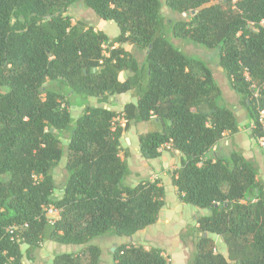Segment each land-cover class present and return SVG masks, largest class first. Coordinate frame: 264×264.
<instances>
[{"label": "trees", "instance_id": "obj_1", "mask_svg": "<svg viewBox=\"0 0 264 264\" xmlns=\"http://www.w3.org/2000/svg\"><path fill=\"white\" fill-rule=\"evenodd\" d=\"M79 2L118 35L72 24L67 11ZM163 6L186 19L165 18ZM170 37L216 51L254 126L251 137L260 136L264 0H0V264H22L21 246L30 256L43 240L85 246L52 264H101L93 240L129 239L157 222L165 195L159 181L124 183L121 140L138 123L148 124L138 138L140 157L156 159L169 144L164 151L181 156L171 176L179 200L207 211L189 227L198 242L186 264H264V184L238 148L227 157L212 151L239 131L236 115L223 104L207 63ZM124 93L134 102L121 111L101 105ZM120 115L123 127L114 122ZM62 160L65 179L56 197ZM48 205L60 211L53 224ZM13 226L20 228L10 234ZM211 235L224 253H215ZM113 248L110 264H171L158 248L128 242Z\"/></svg>", "mask_w": 264, "mask_h": 264}, {"label": "crops", "instance_id": "obj_2", "mask_svg": "<svg viewBox=\"0 0 264 264\" xmlns=\"http://www.w3.org/2000/svg\"><path fill=\"white\" fill-rule=\"evenodd\" d=\"M115 27L114 24L106 21L97 24V30L103 31L108 36L106 31L108 28L109 32L114 33L113 37L118 35V28ZM117 46L118 45L115 44V47ZM122 47L124 48V46ZM130 49L131 46H129V49L124 48L126 51H130ZM125 76L126 74L122 73L119 79L123 80ZM88 102L92 105L97 104V100L93 98L89 99ZM129 102H134V100L131 98L130 93H124L111 97L105 102L106 104L102 103L101 105H103L104 108L118 112ZM76 110L79 113H77L75 117L81 113L82 108L72 109L71 114ZM238 126L239 131L236 134H225L223 139L212 151L216 150L221 155L227 157L234 148H238L243 157L250 160L256 168L257 173H259L261 170H264V151L255 144L251 137V124H249L247 120L241 122V125L238 124ZM147 128L148 126L146 123H138L136 127L131 126L122 136V151L120 152V158L124 160L127 165V176H125L124 183L129 186H135L137 183L144 180H158L159 185L164 189L165 193L164 206L161 208L158 220L154 225L137 232L129 239L113 238L114 241L112 245H116V243L120 242H128L134 246H142L145 250L158 248L162 250V255L170 261L171 264H186L187 256L180 239L181 230L189 224V217L192 216L194 220L198 216L206 215L207 211L205 212V210L196 207L190 209V207L181 203L179 200L177 189L172 184L171 180L173 171L179 167L181 158L179 154L169 150L161 152L160 156L153 160H145L140 157L138 152V138L139 135L146 132ZM65 132L66 131L62 133ZM126 138H128L129 143L125 141ZM125 152L126 156H124ZM257 179L260 181L258 174ZM261 179H263L264 184V176H261ZM210 237L211 240L215 242L214 244L224 253L225 246L220 239L214 235Z\"/></svg>", "mask_w": 264, "mask_h": 264}, {"label": "rangeland", "instance_id": "obj_3", "mask_svg": "<svg viewBox=\"0 0 264 264\" xmlns=\"http://www.w3.org/2000/svg\"><path fill=\"white\" fill-rule=\"evenodd\" d=\"M67 14L72 19V24H75L77 22L83 23L84 25H92L97 30V24L101 23L99 18L95 16V14L88 8L84 7L82 3H75L71 5L67 11ZM162 14L165 18H169L172 21L174 20H183L186 19L187 15L185 14H177L169 11L165 6L162 7ZM116 28V27H115ZM108 36L114 38V33L109 32V29H106ZM170 40L172 44H174L176 47L180 48L182 52H184L188 56H194L203 62L207 63L208 67L210 68L214 80L216 84L219 86L221 92H222V99L223 104L226 105L229 109H231L237 118L238 124L241 125V122H244L247 120L246 118V112L244 107L240 104L239 97L232 91L230 88L228 81L226 79L225 73L221 67L217 64V53L215 50H208L205 49L195 43L188 42V41H180L177 39H173L170 37ZM125 49H129V46L123 45ZM130 51H132L130 49ZM129 51V52H130ZM138 59H142V54H138ZM75 110V109H73ZM79 113L77 110L72 113L73 117L76 116V114ZM138 125V124H137ZM133 125L132 126H137ZM148 126V124L146 123ZM147 130V129H146ZM66 131L65 133H62L60 136L61 145L65 147L67 143V137L69 133ZM64 160H62L58 167L55 169V181H56V190L54 191V195L60 196V184L65 179V173L63 171V164ZM259 176V179L261 182H263V179H261V176H264V170H261V172L257 173ZM190 209L193 208V206L186 204ZM206 212V210H205ZM196 220V218L194 219ZM193 220V217H189L188 221L189 224L185 226L181 231L182 238L181 242L183 244V248L185 251V254L187 256V259L192 257V255L196 251V243L198 242V235L197 234H189V227L194 225L195 221ZM190 225V226H189ZM181 236V234H180ZM211 238V237H210ZM113 241L114 239L108 236L98 238L96 240H93V244L98 246L101 249L102 253V262L101 264H110L111 263V255L110 252H113ZM212 243H215L212 240ZM213 247L215 249V253H222V251L216 246V244H213ZM85 246L83 247H77L72 245H60L54 242H50L48 240H43L40 244V246L32 251V254L28 256V248L26 245L21 246V251L23 253V261L22 264H52L55 257L57 255H60L62 253H73V254H79L81 251H85ZM87 257H85L82 262L85 263Z\"/></svg>", "mask_w": 264, "mask_h": 264}, {"label": "built area", "instance_id": "obj_4", "mask_svg": "<svg viewBox=\"0 0 264 264\" xmlns=\"http://www.w3.org/2000/svg\"><path fill=\"white\" fill-rule=\"evenodd\" d=\"M247 76V75H246ZM120 124L121 127L124 126L125 124V119L123 116H118L114 119V122H117ZM257 125L260 128L261 131V135L254 138V142L255 144L262 150L264 151V109H257ZM254 126L251 125L250 129H253ZM170 148L169 144H165L164 146H162L159 151H164V150H168ZM44 213H45V217L48 221L49 224H53L55 221H57L59 219V209L55 208L53 205H48L44 207ZM27 227L26 225H24L22 228ZM20 227L17 226H13L10 227L7 231L10 234H13L14 231H16L17 229H19ZM215 251V250H214Z\"/></svg>", "mask_w": 264, "mask_h": 264}, {"label": "water", "instance_id": "obj_5", "mask_svg": "<svg viewBox=\"0 0 264 264\" xmlns=\"http://www.w3.org/2000/svg\"><path fill=\"white\" fill-rule=\"evenodd\" d=\"M73 108H74V107H73ZM125 141H126L127 143H129L128 138H126ZM204 236H205V234H204ZM112 250H114V248H112Z\"/></svg>", "mask_w": 264, "mask_h": 264}]
</instances>
